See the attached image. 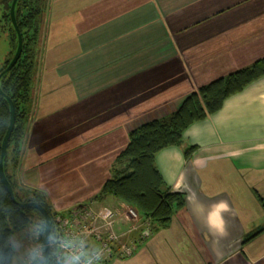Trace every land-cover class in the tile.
Masks as SVG:
<instances>
[{"label": "crops", "instance_id": "obj_1", "mask_svg": "<svg viewBox=\"0 0 264 264\" xmlns=\"http://www.w3.org/2000/svg\"><path fill=\"white\" fill-rule=\"evenodd\" d=\"M33 109L16 177L55 212L91 201L128 133L201 86L264 57V0H47ZM45 17V18H44ZM185 159L155 155L184 205L108 264H264V76L189 125ZM220 205H226V210ZM121 225L119 229H124Z\"/></svg>", "mask_w": 264, "mask_h": 264}, {"label": "trees", "instance_id": "obj_2", "mask_svg": "<svg viewBox=\"0 0 264 264\" xmlns=\"http://www.w3.org/2000/svg\"><path fill=\"white\" fill-rule=\"evenodd\" d=\"M11 2L12 0H0V25L10 48L9 57L0 68V73L9 64L17 47L16 32L9 17ZM46 7L47 0H17L14 17L21 35L22 50L14 66L0 77V91L12 101L15 111L14 126L3 158L4 175L13 190L16 202L37 203L50 215V251L47 264H55L54 218L64 213L55 212L42 191L19 187L16 177L33 109L32 88L38 56L41 53L43 16ZM263 76L264 57H261L248 66L201 86L197 91L187 95L173 113L142 124L128 133L125 147L114 160L111 176L102 184L91 201L101 204L109 198L116 199L148 221L151 232L155 228L165 229L173 215L183 207L184 196L182 193L171 191L165 185L155 166V155L166 147L175 146L180 148L185 159H188L195 148L184 146L182 139L184 130L192 123L203 121L209 115L218 112L228 97L241 92ZM8 124L9 105L0 95V150ZM17 190L24 194L23 197L18 196ZM34 221L37 224L36 236L42 246L44 229L42 213L32 206L20 207L13 203L0 181V264H12L14 253L10 245L11 237L28 224L35 225ZM262 231L264 228L251 233L244 238L243 243L254 239ZM41 251L40 259H34L27 264H44L42 248ZM115 255L110 257L108 263Z\"/></svg>", "mask_w": 264, "mask_h": 264}, {"label": "built area", "instance_id": "obj_3", "mask_svg": "<svg viewBox=\"0 0 264 264\" xmlns=\"http://www.w3.org/2000/svg\"><path fill=\"white\" fill-rule=\"evenodd\" d=\"M54 224L55 264H108L113 254L128 258L151 233L150 223L126 205H78L57 215Z\"/></svg>", "mask_w": 264, "mask_h": 264}, {"label": "water", "instance_id": "obj_4", "mask_svg": "<svg viewBox=\"0 0 264 264\" xmlns=\"http://www.w3.org/2000/svg\"><path fill=\"white\" fill-rule=\"evenodd\" d=\"M16 2H17V0H12V2H11L10 10H9V17H10L11 25L16 32L17 47H16L14 55L12 56L9 64L0 73V77L4 73L8 72L14 66V64L16 63L18 58L20 57L21 50H22L21 35H20V32L17 28L15 17H14V9H15ZM0 95H2L7 100L8 105H9V124L7 126L6 132H5L4 137L2 139L1 150H0V181H1L2 185L4 186L5 190L7 191L10 200L13 203L17 204L20 207L32 206L42 213L43 218H44V229H43V235H42V249H43V256H44V264H47L48 258H49V251H50L49 236H50V230H51V217L48 214V212L41 205H39L37 203L30 202V203H26V204H20V203L16 202L14 199L13 190H12L10 184L8 183V181L4 175L3 158H4L6 148H7L9 136H10L12 128L14 126L15 111H14V105H13L12 101L7 96H5L1 91H0Z\"/></svg>", "mask_w": 264, "mask_h": 264}, {"label": "rangeland", "instance_id": "obj_5", "mask_svg": "<svg viewBox=\"0 0 264 264\" xmlns=\"http://www.w3.org/2000/svg\"><path fill=\"white\" fill-rule=\"evenodd\" d=\"M47 24H48L47 20L44 19L43 21L44 33L46 32L45 29L47 28ZM9 52H10V48L7 43L6 34L2 31L0 25V68L3 66L4 61L9 57ZM17 192L19 197L21 196L23 197L24 194L22 192H20L19 190H17ZM34 224L35 225H33L32 223L28 224L26 228L15 233L11 237L10 245L14 253L12 264H27L34 259H40L42 246L36 236L35 231L37 228L35 227L37 226V224L35 223V221Z\"/></svg>", "mask_w": 264, "mask_h": 264}, {"label": "clouds", "instance_id": "obj_6", "mask_svg": "<svg viewBox=\"0 0 264 264\" xmlns=\"http://www.w3.org/2000/svg\"><path fill=\"white\" fill-rule=\"evenodd\" d=\"M220 207L222 208V209H225L226 210V205H220Z\"/></svg>", "mask_w": 264, "mask_h": 264}]
</instances>
